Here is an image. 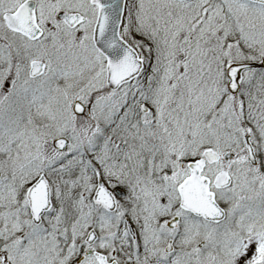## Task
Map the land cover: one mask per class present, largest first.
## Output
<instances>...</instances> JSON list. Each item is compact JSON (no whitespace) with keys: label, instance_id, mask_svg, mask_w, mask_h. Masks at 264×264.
<instances>
[{"label":"snow or ice","instance_id":"obj_1","mask_svg":"<svg viewBox=\"0 0 264 264\" xmlns=\"http://www.w3.org/2000/svg\"><path fill=\"white\" fill-rule=\"evenodd\" d=\"M0 264H264V0H0Z\"/></svg>","mask_w":264,"mask_h":264}]
</instances>
